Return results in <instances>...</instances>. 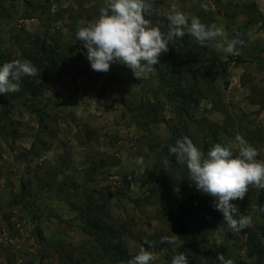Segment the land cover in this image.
<instances>
[{
	"label": "rangeland",
	"instance_id": "rangeland-1",
	"mask_svg": "<svg viewBox=\"0 0 264 264\" xmlns=\"http://www.w3.org/2000/svg\"><path fill=\"white\" fill-rule=\"evenodd\" d=\"M161 1L153 12L164 21V33L167 17L181 11L189 22L195 16L206 25L222 26L228 40L239 35L246 41L239 55L211 44L208 53H192L196 64L184 82L194 102L180 115L165 98L156 70L139 80L119 63L107 73L91 69L76 32L98 18L107 0L2 1L0 55L37 66V46L44 40L59 58L52 73L40 68L36 97L15 103L5 115L0 105V264L99 261L80 229V214L88 210L116 230L131 258L143 246L156 253L150 264H170L168 254L182 245L175 208L180 193L175 184L182 174L162 146L187 136L202 151L212 129L217 141L211 147L227 146L239 134L260 150L257 159H264V0ZM177 39L170 42L172 48ZM157 177L168 183L161 192L168 195L163 205ZM260 191L251 188L243 200L231 201L239 209L237 218H252L246 233L255 231ZM214 214L222 213L199 206L187 218L194 264H227L229 259L264 264V257L248 256L243 230L234 232ZM173 234L175 243H161ZM51 246H58L63 258ZM128 261L105 259L103 264Z\"/></svg>",
	"mask_w": 264,
	"mask_h": 264
},
{
	"label": "clouds",
	"instance_id": "clouds-1",
	"mask_svg": "<svg viewBox=\"0 0 264 264\" xmlns=\"http://www.w3.org/2000/svg\"><path fill=\"white\" fill-rule=\"evenodd\" d=\"M154 3L155 0H107L100 8L98 18L78 29L76 39L87 49L86 57L93 71L107 73L112 64L119 63L141 80L154 71L160 57L168 53L170 42L186 34L194 37L201 46L211 44L228 54L239 55V49L246 46V41L239 35L228 40L222 26L206 25L195 16L189 22V17L181 11L167 17L168 31L164 33L159 26H151V21L146 18L155 10ZM208 7L207 3L201 4L205 11ZM38 75L39 69L30 60L5 62L0 66V94L18 93L23 77ZM76 115L81 116V113ZM234 148L238 151L235 157ZM169 152L177 163L187 166L189 179L197 190L214 198L213 207L222 213L223 223L234 232L251 226L250 216L239 215L237 218L235 214L239 209L231 201L243 200L251 188L264 189V159H257L260 150L237 134L229 145L216 143L206 155L187 136L169 145ZM139 162L143 163V157ZM176 237L175 234L163 236L161 243H175ZM144 244L154 247V242L147 239ZM155 258V252L141 246L127 264H150ZM217 260L223 262L225 256L219 254ZM171 264H189V261L180 253L172 257ZM227 264L233 262L229 259Z\"/></svg>",
	"mask_w": 264,
	"mask_h": 264
},
{
	"label": "trees",
	"instance_id": "trees-1",
	"mask_svg": "<svg viewBox=\"0 0 264 264\" xmlns=\"http://www.w3.org/2000/svg\"><path fill=\"white\" fill-rule=\"evenodd\" d=\"M2 1L3 0H0V7L2 6ZM161 5V0H155L154 9L157 10ZM146 18L149 19L154 26H159L160 28L164 27V21L158 19L154 12ZM163 30L165 31L166 29ZM190 38L194 37L186 34L183 38H178L177 42L180 45H174L175 48H172L173 46L170 43L168 53L162 55L160 57V63L155 66V70L158 73L159 83L164 91V96L168 101H172L175 104L176 114L179 115L187 112L190 104L194 102L191 91L184 82L185 78H187L186 74L188 72L189 74L192 73L196 64L193 62L192 53L197 51L209 52L208 46H201L199 43H196V39L191 40ZM37 48L40 57L39 61L37 60L36 67H39V70L40 68H45V73H52L57 65L59 58L58 53L44 40L39 41ZM5 62H8L7 57L0 55V66H2ZM37 78L40 79V76L23 77L20 92L10 93L9 95H6V97L0 99L2 115L7 114L9 109L12 108L15 103L24 101L28 97L34 98L37 96L40 92L37 83L34 81V79ZM215 135V131L210 129V132L205 138V143L203 144L202 149L205 155L212 148L210 143L217 141ZM174 143L175 137L169 139L167 144L172 145ZM162 152L166 155L171 165L175 169H179L180 174H182L179 185H177V183L175 184L180 190V193L176 196L178 201H176L175 208L178 211L177 217L179 221L177 223V229L179 231V238L182 245L176 252H170L168 254V261L171 264V259L174 255L183 253L188 258L189 264H194L193 255L191 253L194 240L187 233L189 227L187 218H189V214L193 212V210L198 209L199 206H203L207 211H212L213 204L212 201H209L212 197L197 190L195 184L189 179L187 171L183 167L181 168V165L176 162L175 156L170 154L169 146H162ZM155 184L160 193L164 192V190L168 187V183L162 180L161 177H157L155 179ZM24 192L27 191L24 190ZM167 196L168 195L165 193L162 197H160V204H165ZM23 200H25V196L21 197V201ZM256 216L257 219L254 225L255 231L252 233H246V231L243 230L242 233L246 235V248L248 256L255 260H261L264 257L263 191H260L257 195ZM202 217L203 215L199 216V218ZM212 217H216L219 223L224 222L222 214L217 216L214 214ZM80 222L82 223V227H80L81 231L88 236L91 241L90 248L94 250L93 252L96 254L94 258L99 259V261H95L93 264H103L105 259L112 262L122 260L128 261L131 259L116 230L112 226L104 223L102 219H100L93 211L88 210L81 213ZM51 247L56 248L59 255L62 254L58 246ZM60 257L63 258L62 255Z\"/></svg>",
	"mask_w": 264,
	"mask_h": 264
}]
</instances>
